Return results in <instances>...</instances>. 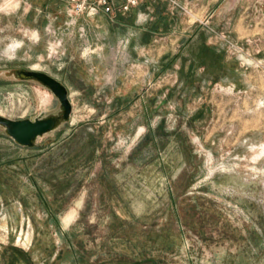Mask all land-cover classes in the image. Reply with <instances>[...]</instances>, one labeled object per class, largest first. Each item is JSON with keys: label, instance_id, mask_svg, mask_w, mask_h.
I'll return each instance as SVG.
<instances>
[{"label": "rangeland", "instance_id": "rangeland-1", "mask_svg": "<svg viewBox=\"0 0 264 264\" xmlns=\"http://www.w3.org/2000/svg\"><path fill=\"white\" fill-rule=\"evenodd\" d=\"M174 1L72 27L0 0V116L60 117L31 147L0 126V264H264V0Z\"/></svg>", "mask_w": 264, "mask_h": 264}, {"label": "water", "instance_id": "water-1", "mask_svg": "<svg viewBox=\"0 0 264 264\" xmlns=\"http://www.w3.org/2000/svg\"><path fill=\"white\" fill-rule=\"evenodd\" d=\"M15 76L19 79H33L44 87L58 99L62 107V119L67 120L72 112V105L68 98V91L65 85L49 74L35 70H16ZM59 116L44 117L42 114L34 119L12 120L0 116V126H2L11 140L22 147H31L39 137L51 132Z\"/></svg>", "mask_w": 264, "mask_h": 264}, {"label": "built area", "instance_id": "built-area-1", "mask_svg": "<svg viewBox=\"0 0 264 264\" xmlns=\"http://www.w3.org/2000/svg\"><path fill=\"white\" fill-rule=\"evenodd\" d=\"M65 8L68 26H79L81 19H91L99 14L127 13L145 2L156 0H60ZM176 6L174 0H165ZM82 31L83 27H79ZM54 44L48 46V54L55 52Z\"/></svg>", "mask_w": 264, "mask_h": 264}, {"label": "trees", "instance_id": "trees-1", "mask_svg": "<svg viewBox=\"0 0 264 264\" xmlns=\"http://www.w3.org/2000/svg\"><path fill=\"white\" fill-rule=\"evenodd\" d=\"M152 3H156V1L155 2H145V3H142V4L145 6L147 4H152ZM10 251H11V254H9V258L11 259V261H10L11 264L18 263L16 261H19L20 264H37L36 262H34L30 258V256L28 255L27 252H24V251H22V250H20L18 248H11ZM5 253H6V250L4 252H2V254H4V255H5ZM153 264H156V262H153Z\"/></svg>", "mask_w": 264, "mask_h": 264}, {"label": "crops", "instance_id": "crops-1", "mask_svg": "<svg viewBox=\"0 0 264 264\" xmlns=\"http://www.w3.org/2000/svg\"><path fill=\"white\" fill-rule=\"evenodd\" d=\"M120 1H121V0H120ZM137 8H139V6H138V7H136V8H134V9H132L131 11H136V9H137Z\"/></svg>", "mask_w": 264, "mask_h": 264}, {"label": "bare ground", "instance_id": "bare-ground-1", "mask_svg": "<svg viewBox=\"0 0 264 264\" xmlns=\"http://www.w3.org/2000/svg\"><path fill=\"white\" fill-rule=\"evenodd\" d=\"M65 218H66V217H65ZM65 218H64V219H65ZM66 219H67V218H66Z\"/></svg>", "mask_w": 264, "mask_h": 264}]
</instances>
